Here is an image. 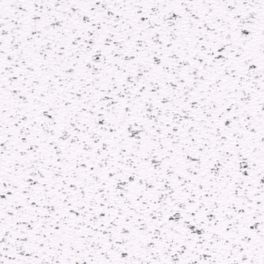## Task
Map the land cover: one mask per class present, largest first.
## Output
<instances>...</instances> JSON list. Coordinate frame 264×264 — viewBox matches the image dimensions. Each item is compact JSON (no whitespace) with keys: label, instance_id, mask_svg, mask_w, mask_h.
Returning a JSON list of instances; mask_svg holds the SVG:
<instances>
[{"label":"snow or ice","instance_id":"6c2138e0","mask_svg":"<svg viewBox=\"0 0 264 264\" xmlns=\"http://www.w3.org/2000/svg\"><path fill=\"white\" fill-rule=\"evenodd\" d=\"M0 264H264V0H0Z\"/></svg>","mask_w":264,"mask_h":264}]
</instances>
